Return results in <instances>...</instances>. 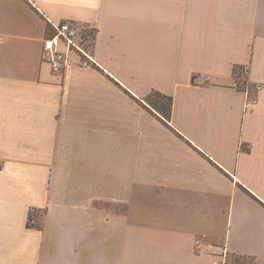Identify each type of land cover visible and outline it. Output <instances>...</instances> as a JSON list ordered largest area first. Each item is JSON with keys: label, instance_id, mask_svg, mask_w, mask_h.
<instances>
[{"label": "crops", "instance_id": "obj_1", "mask_svg": "<svg viewBox=\"0 0 264 264\" xmlns=\"http://www.w3.org/2000/svg\"><path fill=\"white\" fill-rule=\"evenodd\" d=\"M225 256L264 264V0H0V264Z\"/></svg>", "mask_w": 264, "mask_h": 264}, {"label": "built area", "instance_id": "obj_2", "mask_svg": "<svg viewBox=\"0 0 264 264\" xmlns=\"http://www.w3.org/2000/svg\"><path fill=\"white\" fill-rule=\"evenodd\" d=\"M51 33L43 42L42 58L50 64L54 73H63L69 65V55H79L85 62H94L91 42L84 37L85 28L67 20L49 22ZM88 31V30H87Z\"/></svg>", "mask_w": 264, "mask_h": 264}, {"label": "rangeland", "instance_id": "obj_3", "mask_svg": "<svg viewBox=\"0 0 264 264\" xmlns=\"http://www.w3.org/2000/svg\"><path fill=\"white\" fill-rule=\"evenodd\" d=\"M91 33H88V35ZM84 36H87L86 33L84 34ZM241 87H243L244 85H240ZM253 97H255V90L251 89ZM147 102L153 107H164L165 112L168 110L169 107V102L167 100L161 99L157 96H155L154 94L147 99ZM227 257V259H226ZM252 261L249 259H242V258H238V257H233V256H225V260H223L221 262V264H251Z\"/></svg>", "mask_w": 264, "mask_h": 264}, {"label": "trees", "instance_id": "obj_4", "mask_svg": "<svg viewBox=\"0 0 264 264\" xmlns=\"http://www.w3.org/2000/svg\"><path fill=\"white\" fill-rule=\"evenodd\" d=\"M91 50H92V46H91ZM155 96L161 98V99H164V100H167L169 102V107H168V110L165 112L164 110V107H155V109L164 117L166 118L167 120L170 119L171 117V113H172V98L171 97H168V96H165L161 93H154ZM233 257H237V256H233ZM238 258H242V259H248V258H244V257H238ZM250 260V259H249ZM253 264V263H251Z\"/></svg>", "mask_w": 264, "mask_h": 264}]
</instances>
